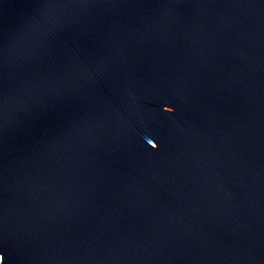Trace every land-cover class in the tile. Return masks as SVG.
Here are the masks:
<instances>
[{
  "label": "water",
  "instance_id": "water-1",
  "mask_svg": "<svg viewBox=\"0 0 264 264\" xmlns=\"http://www.w3.org/2000/svg\"><path fill=\"white\" fill-rule=\"evenodd\" d=\"M0 264H264V0H0Z\"/></svg>",
  "mask_w": 264,
  "mask_h": 264
},
{
  "label": "clouds",
  "instance_id": "clouds-1",
  "mask_svg": "<svg viewBox=\"0 0 264 264\" xmlns=\"http://www.w3.org/2000/svg\"><path fill=\"white\" fill-rule=\"evenodd\" d=\"M166 111H169V112H171V111H172V109H171V108H169V109H166ZM152 147H153V148H156V145H155V144H153V145H152Z\"/></svg>",
  "mask_w": 264,
  "mask_h": 264
}]
</instances>
